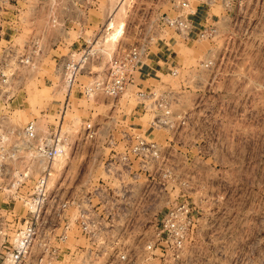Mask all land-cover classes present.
Instances as JSON below:
<instances>
[{"label": "rangeland", "instance_id": "1", "mask_svg": "<svg viewBox=\"0 0 264 264\" xmlns=\"http://www.w3.org/2000/svg\"><path fill=\"white\" fill-rule=\"evenodd\" d=\"M117 1L124 3L106 25L111 20L106 15ZM123 1L98 0L91 10L102 22L90 28L97 30L96 51L77 73L69 94L46 57L34 73L47 75L52 84H26L22 105L14 101L3 109L9 112L6 123L20 129L31 120L38 134L60 129L67 145L52 169L60 197L94 178L98 158L109 151L98 141L82 138L84 121L100 128L141 126L133 130L140 135L152 131L148 138L157 143L160 165L167 170L168 205L187 200L192 208L188 240L177 256L166 250L145 261L141 241L149 238L153 226L145 234L133 229L138 242L123 243L127 259L118 264H264V0H227L225 5L219 0H187L191 10L196 8L192 19L206 18L214 29L211 36L187 43L162 21L164 15L177 13L174 0ZM70 35L67 43L74 38ZM168 37H174L166 40V54L175 74L166 68L152 78L139 76L136 85L114 99L99 92L72 95L74 87L82 89L105 72L115 48L143 43L152 53ZM66 52L64 47L61 53ZM162 95L172 114L171 126L151 128L153 102ZM119 137L115 149H121ZM23 156L24 163L32 165L26 190L37 174V163L29 152ZM3 200L0 195L1 207ZM14 206L19 215L24 213L18 199ZM155 218L153 214L151 223ZM77 261L69 259L67 264Z\"/></svg>", "mask_w": 264, "mask_h": 264}, {"label": "built area", "instance_id": "2", "mask_svg": "<svg viewBox=\"0 0 264 264\" xmlns=\"http://www.w3.org/2000/svg\"><path fill=\"white\" fill-rule=\"evenodd\" d=\"M26 1L31 2L32 9L41 6L46 10V26L41 30L30 26L22 41L7 38L0 45V195L4 198L0 206V264H67L69 259H78L76 264H118L127 256L126 249L122 250L123 243L138 242L133 229L145 234L150 226H153L152 233L141 241L145 261L152 259L156 252L160 256L165 254L166 250L177 256L188 240L192 208L187 200H176L168 205L164 179L167 170L160 165L155 141L121 130V149L116 150L117 142L111 138L108 126L100 128L89 120L84 121L80 125L82 138L101 142L109 151L99 158V173L94 178L60 197L58 184L51 174L52 161L67 145L65 137L59 134L60 129L54 127L46 134H38L31 120L20 129L6 123L9 112L3 109L16 97L17 91L24 90L26 77L39 67L46 46L57 43L53 37L46 36L48 28H57L64 38L63 43L68 40V31L74 29L58 22L56 12L61 0ZM198 1L207 4L215 0ZM16 2L0 0V19L22 20ZM64 2L63 9L75 7L79 18L85 17L86 11L96 5V0ZM174 2L177 13L164 15L162 21L179 40L187 43L212 35L214 29L206 18L203 21L192 19L196 8L191 10L187 0ZM219 2L225 5L228 1ZM7 11L9 16L5 15ZM109 16L107 13L106 19ZM79 18L74 21L78 39L82 29ZM64 19L72 20L67 16ZM105 28L104 25L102 30ZM8 29L15 30L11 26ZM96 35L80 44L74 39L70 44L76 45L55 58L54 71L67 88V95L76 82L77 73L96 51L93 49ZM146 52L143 43L115 48L105 72L82 85L81 95L89 97L99 92L113 99L122 95L128 86L136 85ZM169 70L172 75L176 73L174 67ZM137 93L145 95L143 91ZM153 107L149 127H170L172 114L166 98L162 95L154 99ZM24 152H29L37 163V174L26 190L32 165L24 163ZM15 199L24 207L22 215L14 209ZM153 214L156 218L151 223Z\"/></svg>", "mask_w": 264, "mask_h": 264}, {"label": "crops", "instance_id": "3", "mask_svg": "<svg viewBox=\"0 0 264 264\" xmlns=\"http://www.w3.org/2000/svg\"><path fill=\"white\" fill-rule=\"evenodd\" d=\"M25 0H17V5L20 8V15L22 17L21 19L15 20V19H11L9 17L8 20H2L0 19V24L2 26V28H0V45L3 44L7 38H11L12 41L15 42H20L22 41L26 35L27 32L29 31V27L32 26L34 29H38L41 30L43 28H45L46 26V16H45V12L46 10L43 9L41 6L35 7L34 9L30 8L31 2L30 1H26ZM96 0V4H97ZM121 1V0H120ZM120 2L117 1L115 4L112 5L111 10H110V16L106 25H110L111 22L114 21V17L116 16V14L118 13V11L120 9L116 8L118 7L117 5H119ZM63 6H65V2L64 0H61L60 4L57 7V16H58V22L59 23H66L70 26H72V28L74 29H70L68 31V37L70 38V34L74 33V38H72L70 40L69 43H63L62 39H64L62 37V34L58 31L57 28H48V30L46 31V36L49 37H53L55 39L56 44H52V45H47L44 53L42 54V57L39 61V67L38 69H40V67H42V62L43 60L48 57L50 61L55 62V58L57 56H59L61 54V50L66 47L67 49H70L72 47H74L76 45L75 44H70L71 41H74V39L77 41L78 44L82 43V40H87L92 38L94 35H96V29L92 28L94 25H97L98 27L102 25L101 22V17L96 15V13L92 12L91 10H94V8L96 9V6L89 8L86 11V15L83 18H79V15L76 12V8L72 7V6H67V10H64ZM116 10V11H115ZM91 11V12H90ZM96 12V10H95ZM6 16H9V11H7L5 13ZM70 17L72 18V20H67L64 19V17ZM78 18L80 20H82V29L80 31V38H76L77 37V26L74 23V21L78 20ZM194 19V18H193ZM198 19L200 20L201 18L198 17ZM197 18L194 19L195 21L198 20ZM11 26L12 28L14 27L15 30H10L8 29V27ZM91 30L90 33H87L88 30ZM71 32V33H70ZM109 33V32H108ZM168 38H172L174 39V37H168ZM167 38V39H168ZM167 39H161V41L159 43H157V45L154 46V50H152V53L146 52L145 55L142 57L141 62V70H140V76H147L150 75L149 78H152L153 76H157L158 73H162L163 69L166 68H170V61L168 62L167 59V54L166 51L169 52V43L166 41ZM70 44V45H69ZM38 71V70H36ZM39 72V71H38ZM34 73L31 75H28V77H26L25 80V84H28L29 82L35 80L36 83H39V81L42 82L43 85L45 84H52V79L47 77V75L45 74H39V73ZM24 89V88H23ZM81 92V89L79 86L74 87V89L72 90V95H79V93ZM24 90L22 91H17L16 92V97L12 100V103L14 102L17 106L22 105V101L24 100ZM80 96V95H79ZM21 101V102H19ZM66 101H69V96H67ZM49 109L51 110V106L49 107ZM109 127V126H108ZM111 129L110 133H111V138L115 141V137L116 136H120V131L121 130H126L128 132H133V130H141V126L140 127H130L127 126V128H122V129H118L115 126H110L109 127ZM148 128V127H147ZM146 129L142 131V136H146L149 137V134H151L152 131H149L147 133ZM146 134V135H145ZM120 138V137H119ZM153 138V137H151ZM117 145L119 141H116ZM101 145L102 143L99 142ZM117 145L115 147H117ZM115 149V148H114ZM118 150V149H116ZM100 158V157H99ZM98 158V160H99ZM97 160V162H98ZM98 165V164H97ZM99 169V167H97ZM99 173V170L97 171V174Z\"/></svg>", "mask_w": 264, "mask_h": 264}, {"label": "bare ground", "instance_id": "4", "mask_svg": "<svg viewBox=\"0 0 264 264\" xmlns=\"http://www.w3.org/2000/svg\"><path fill=\"white\" fill-rule=\"evenodd\" d=\"M123 1V0H122ZM124 3V1L123 2H121V4H119V5H117L118 6V9H120V7L122 6V4ZM117 8V7H116ZM123 9V8H122ZM116 11V10H115ZM61 155V154H60ZM60 155H58V156H56L55 158H54V160L52 161V163H51V167H52V169H53V163L56 165H58V161H60V158H61V156ZM51 174H53V172L51 173Z\"/></svg>", "mask_w": 264, "mask_h": 264}]
</instances>
